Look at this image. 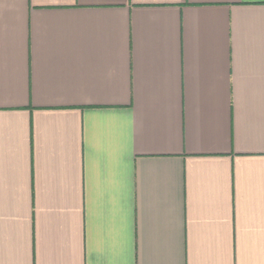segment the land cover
Here are the masks:
<instances>
[{
	"label": "crops",
	"instance_id": "1",
	"mask_svg": "<svg viewBox=\"0 0 264 264\" xmlns=\"http://www.w3.org/2000/svg\"><path fill=\"white\" fill-rule=\"evenodd\" d=\"M0 264H264V0H0Z\"/></svg>",
	"mask_w": 264,
	"mask_h": 264
}]
</instances>
